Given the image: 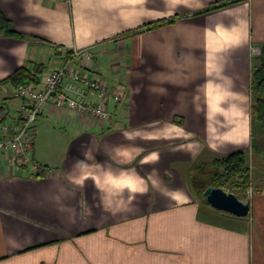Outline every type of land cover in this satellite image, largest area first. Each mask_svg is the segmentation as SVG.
Wrapping results in <instances>:
<instances>
[{"label":"crops","instance_id":"0c3cea01","mask_svg":"<svg viewBox=\"0 0 264 264\" xmlns=\"http://www.w3.org/2000/svg\"><path fill=\"white\" fill-rule=\"evenodd\" d=\"M0 1L24 35H0V81L92 47L91 76L127 90L110 122L47 104L38 172L0 150V264H264V188L234 217L190 183L196 162L250 148L264 0Z\"/></svg>","mask_w":264,"mask_h":264},{"label":"built area","instance_id":"2783aa9c","mask_svg":"<svg viewBox=\"0 0 264 264\" xmlns=\"http://www.w3.org/2000/svg\"><path fill=\"white\" fill-rule=\"evenodd\" d=\"M70 51L69 54L65 52L57 68L44 73L39 84H19L5 98L7 105L3 101L0 103V150L12 151L14 163L19 167L40 171L30 152L34 145L36 122L47 104L52 102L67 106L100 122H110L111 100L120 103L126 97L127 90L123 83L119 82L112 89L105 77L91 76L92 61L95 59L92 47ZM259 52L257 48L253 49V54ZM89 94L97 95L98 100H89Z\"/></svg>","mask_w":264,"mask_h":264},{"label":"trees","instance_id":"16d2710c","mask_svg":"<svg viewBox=\"0 0 264 264\" xmlns=\"http://www.w3.org/2000/svg\"><path fill=\"white\" fill-rule=\"evenodd\" d=\"M169 22L170 21L166 20L158 21L143 28H139L135 30L134 33L154 29L166 25ZM0 35L6 37H24V35L13 28L12 21L4 14L1 7V1ZM67 53L69 54L71 53V51H68ZM253 62V79L251 86V118L252 133L254 135L255 129L257 127H260L264 131V44L260 46V52L254 57ZM45 72V63H36L31 61L28 64L20 67L12 75L1 80L0 85H8L11 89H13L19 84L26 82L39 84ZM120 82L123 83L122 81ZM211 167H213L214 170H211ZM252 175L253 170L252 166L249 163L248 152L246 150L240 149L221 157H216L209 162L205 160H202L201 163L196 162L193 167V173L190 175V183L193 190H195V192L197 193L198 191H196V189L202 188L203 185H205L204 191L210 185L224 187L225 184L229 182H234L237 187H248ZM206 178L209 179V181ZM237 178L241 179L242 182H239ZM216 211L222 212L218 209ZM232 216L237 217L234 214Z\"/></svg>","mask_w":264,"mask_h":264},{"label":"rangeland","instance_id":"374dc122","mask_svg":"<svg viewBox=\"0 0 264 264\" xmlns=\"http://www.w3.org/2000/svg\"><path fill=\"white\" fill-rule=\"evenodd\" d=\"M11 108H13V105H11ZM14 111V108H13ZM252 139L250 142V148L248 149V155H249V163L252 166L253 175L250 179V183L248 187H237L234 182H229L225 184L223 187L228 192H234L236 193L242 200L248 201L251 200V198L259 192L261 188H264V131L257 127L255 129V133L253 135L252 133ZM219 157V156H217ZM212 161V160H208ZM211 170H214L213 167H211ZM210 169V168H209ZM210 174V173H208ZM210 177V176H209ZM208 178V176H207ZM206 178V179H207ZM209 181V179H207ZM239 182H242L241 179L237 178ZM204 187L197 188L196 191H198L197 196L201 200V203L203 204H209L207 201L204 200ZM199 189V190H198ZM212 206V205H210ZM213 209H216L214 206H212ZM246 217V216H245Z\"/></svg>","mask_w":264,"mask_h":264},{"label":"water","instance_id":"95a60500","mask_svg":"<svg viewBox=\"0 0 264 264\" xmlns=\"http://www.w3.org/2000/svg\"><path fill=\"white\" fill-rule=\"evenodd\" d=\"M204 200L221 211L239 217L248 216L251 212V200L244 201L236 193L228 192L223 187L210 185L204 191Z\"/></svg>","mask_w":264,"mask_h":264}]
</instances>
